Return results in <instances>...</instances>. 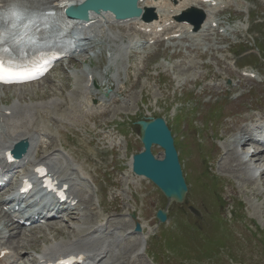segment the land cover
<instances>
[{
    "label": "rangeland",
    "instance_id": "obj_1",
    "mask_svg": "<svg viewBox=\"0 0 264 264\" xmlns=\"http://www.w3.org/2000/svg\"><path fill=\"white\" fill-rule=\"evenodd\" d=\"M250 1V4H244L242 6H253L255 7L254 0H248ZM261 8L264 10V5H260ZM115 28H112L113 31ZM154 48H150L147 50L146 56H149V59L145 62V60L140 63L142 70L145 72L144 76H141V79L137 81L136 85L132 88H129V92L127 94L126 102L122 104H115L111 108V113L108 116V119L110 117H114L118 115L119 112H122L123 115L126 116H132V110L136 108V105L140 106V100L141 98L144 99L143 103L145 106L142 108L140 106L138 108V115L139 111L142 109H146V106L150 107L151 109L155 110V115H163L168 116L169 115V109L166 107V105H169L172 102V99L169 98V96L172 94L171 92H168L165 88V86L162 87L163 91H160L157 89V86L154 85L151 78H148L147 75H150L152 72V69L155 66L154 62H160L162 64L161 59L159 60L158 54H154ZM155 57V58H153ZM79 59V60H78ZM92 59V60H91ZM88 57V55H81L79 57H76L71 61V64H66L65 66H60L54 72L50 79H54L56 75L63 72L64 78L62 80V84L65 85V89L61 92L63 95H67L69 97L73 96V94H69L67 90V84L70 83L72 80H75L76 83L79 84V81L81 80V74L78 72L79 68H86V65L82 64L83 61L85 63H88V61H91L95 65H99V62L97 60H100V58H94ZM78 60V61H75ZM104 61V59H102ZM204 62V61H202ZM177 65V64H176ZM175 65V66H176ZM181 70H177L174 72L178 73ZM50 87V84H48ZM128 88L126 90H128ZM39 92H30L29 95H34V98H41L44 91H47L46 95L50 96L52 95V89H44L41 87ZM260 91L257 89L255 90L254 98H257L256 105L264 106V91L259 88ZM56 92H60L59 88H56ZM8 98V94L10 93V89L6 90H0V99L4 98L5 95ZM26 97V96H25ZM157 101L158 106L156 105V109L154 108V104ZM148 108L149 111L151 109ZM233 109L232 111H234ZM136 111V112H137ZM226 111H230L229 109H226ZM144 115H147L146 112ZM203 115V114H202ZM202 116L199 118L201 119ZM196 121V120H195ZM219 122H222V120H219ZM35 126H39L40 130H44L47 132L50 136H56L57 129L54 126H51L50 124L42 123L41 120H36ZM225 127H229L228 130L232 131V133H235L234 128L237 126L233 125H226L221 124L217 127V130L212 128L211 131L206 128V131L204 130V135H206L209 138V134H220L222 135V132H226ZM234 130V131H233ZM135 132H137L134 129ZM237 131V130H236ZM229 134V133H228ZM231 139V137H230ZM213 143V141H211ZM214 147L219 149V146L224 147L225 143L220 142L218 145L213 144ZM186 148V146H185ZM188 151V150H187ZM190 153V151H188ZM191 154L194 156V162L193 167L195 169V176H192V184L194 187V195H192L191 199L193 198V205H196L197 208L200 209L201 215H204V218L198 222V224H201L202 227L204 226V231H201L200 228H196L195 224H192V226L185 225L183 222H181L180 217L177 219V225L179 226V231L177 233H163L161 242H154L153 243V252H157L156 254L151 253L149 250L147 253L149 254L150 258L154 257L155 262H158L159 264H164L162 261V258H165L169 260L167 264H217L216 260L219 257H229L226 254L222 255V250L218 248L220 238V233L223 235H227L230 237L231 242H229V245H224V250L229 252L233 251V254L237 257L236 264L239 263V261H243V264H264V186L263 184H257V186L249 185L246 186L244 184L243 180H237L235 179V175L231 174L230 172H225L224 175L226 176V179H229L232 181L231 186L227 188L226 190L223 189V198L229 196L231 194L232 200H227V205L224 207V209L221 207L220 215L221 218L226 220H229L230 217L233 218L232 221L227 223V227L224 229H220V233L218 232V227L220 223L217 220L218 216L214 215V212L210 215V217H205L204 210L208 214L211 209L213 208L209 206V203L206 201L204 202V187L207 184L205 182L204 184V167L201 162V155L204 154V146H195L191 150ZM95 154L92 153V156H89L90 164L85 166V169L90 174L92 178L101 177L103 176V173H107V177L111 180L112 183H118L117 191L114 193L113 196H116L120 194L119 201H123L121 203V213L124 211H132L135 209V204L132 201H127V197L129 198L132 194L137 196L139 199V202H142V198L144 195L147 196L146 199H144L145 206L142 208V214L146 218V221L143 222L145 225L146 222H150L152 219H154L155 213L158 209H162L164 207H167L169 204L163 200L161 195L157 193L153 187L150 184H147L146 182H142L138 186H132L129 190L125 189V183L128 180L129 174V168L127 167V160L119 154L114 159L112 164H110V157L107 158V168L101 166L98 167V165L95 164ZM117 166V170H114V166ZM223 171V170H222ZM220 173V172H219ZM221 174V173H220ZM207 176V174H206ZM131 181V179H130ZM263 183V182H262ZM137 190H136V189ZM206 188V187H205ZM208 188V185H207ZM142 190V192L139 191ZM114 191H110V194ZM127 196L126 198H122V196ZM138 202V200H137ZM242 204L244 207H241L240 204ZM208 204V206L206 205ZM204 207H203V206ZM239 205V206H238ZM170 206V205H169ZM168 206V208H169ZM238 206V208H237ZM111 207L107 206V209H110ZM204 208V210H203ZM208 208V209H206ZM237 208V209H236ZM176 210H184V213L188 214L184 209H180L179 206L172 204L171 208H169V211H176ZM198 210V209H197ZM215 210V209H214ZM213 210V211H214ZM199 211V210H198ZM199 211V212H200ZM223 211V212H222ZM96 216H101L104 214V212L100 211L99 209H96L94 211ZM182 217L183 220L189 221L190 218L192 219V215ZM192 216V217H191ZM196 219L195 217H193ZM197 220V219H196ZM207 224L211 226V228H208V230H211L210 232L206 230ZM5 226H8V221L2 217L0 213V233L3 232L7 236H17V231H9L5 229ZM259 233H261L259 235ZM0 236V239L4 238V235ZM43 233H37L36 235H31L27 238L17 239L14 238V243L11 245L12 239L9 241V244L12 247H16V245L19 246V242L24 245L27 249H39L43 247V244L41 242L42 239H40L41 236H43ZM63 236L68 237V232L63 234ZM47 238H51V236H47ZM260 238L261 240H259ZM19 241V242H18ZM58 241H61V239ZM40 242V243H39ZM221 246L222 243L220 244ZM136 248V247H135ZM223 253H226L223 251ZM26 260H29L32 258V251L26 255ZM132 254L130 255V257ZM159 256L161 258H159ZM132 259L134 258L131 257ZM140 263L142 264H151V261L147 259L144 255H139ZM171 259V260H170ZM211 260V261H210ZM230 261L232 258L229 259ZM139 261V260H138ZM228 263V262H227ZM138 264V263H135Z\"/></svg>",
    "mask_w": 264,
    "mask_h": 264
},
{
    "label": "water",
    "instance_id": "obj_2",
    "mask_svg": "<svg viewBox=\"0 0 264 264\" xmlns=\"http://www.w3.org/2000/svg\"><path fill=\"white\" fill-rule=\"evenodd\" d=\"M134 0L130 2L121 1L114 8H110L117 13L119 18L130 17L135 14L133 12ZM106 7H104L105 9ZM122 10H124L122 12ZM144 129V142L147 149L152 143H157L167 149L166 158L163 162H158L149 157L147 153L135 158L134 170L139 175H144L155 183H157L166 194L178 201L182 200L185 189L183 187L178 168L175 161V156L172 153L168 133L163 128L160 121L149 125H143ZM162 220L163 215L159 214Z\"/></svg>",
    "mask_w": 264,
    "mask_h": 264
},
{
    "label": "bare ground",
    "instance_id": "obj_3",
    "mask_svg": "<svg viewBox=\"0 0 264 264\" xmlns=\"http://www.w3.org/2000/svg\"><path fill=\"white\" fill-rule=\"evenodd\" d=\"M64 1H66V0H64ZM167 1H171V0H167ZM21 137H22V135H16V136L11 137V140L17 141ZM249 142L248 143H247V141L240 142L238 144V147L240 149H242V148H244L242 146H245V147L248 146ZM4 145L9 147V145H11V142L2 143V145L0 144V147H4ZM30 145L32 148V144H30ZM27 158H28V156H27ZM250 159L254 160L256 163H262V162H264V154H262L261 152H257L256 154H252L250 156ZM240 162H242V160H240ZM242 165L247 166V170L249 171V166L247 164L242 163L240 166H242ZM253 165H256V164L254 163ZM47 166H49V165H47ZM49 167H50L51 172L56 173L55 167H53V166H49ZM64 178H66L65 180H67V183L71 186V184H72L71 176L66 175V176H64ZM55 232H56V234H61V232L58 230H55ZM73 232H76V231H73ZM81 233H82V231H77V235L81 234ZM116 235H118V234H116ZM147 235L148 234H145L139 238V244L140 245L138 244V246H136L137 249L134 252V254H137L139 251L142 250V248L144 247ZM106 243H104L103 244L104 247H102V246H100L101 243L98 241L97 242H89V241L87 242L85 236L80 237V238L74 237L73 239H71V240L69 239L66 242L51 244V245L43 248L41 251L42 252L41 255H42V258H53V257H57L61 254H65L66 252H70V251L72 252V251L76 250L77 252H81V253L85 254L87 257V260L91 264H112V263H115L119 258H115L116 256L114 257V254H113L115 252L113 249L114 245L108 243V246H107ZM20 249H23V248H20ZM16 254L19 255L18 253H16ZM41 255H40V257H41ZM7 258H8V256L3 258V260H0V264H3Z\"/></svg>",
    "mask_w": 264,
    "mask_h": 264
},
{
    "label": "snow or ice",
    "instance_id": "obj_4",
    "mask_svg": "<svg viewBox=\"0 0 264 264\" xmlns=\"http://www.w3.org/2000/svg\"><path fill=\"white\" fill-rule=\"evenodd\" d=\"M6 19L8 23L14 24L16 21H20L22 19V13L13 9L10 11ZM13 78H26V74L23 72L13 71L11 68L6 67L3 61H0V81L9 82Z\"/></svg>",
    "mask_w": 264,
    "mask_h": 264
}]
</instances>
